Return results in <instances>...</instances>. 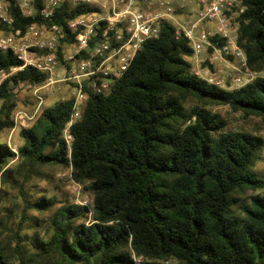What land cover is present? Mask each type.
I'll return each instance as SVG.
<instances>
[{
	"label": "trees",
	"instance_id": "16d2710c",
	"mask_svg": "<svg viewBox=\"0 0 264 264\" xmlns=\"http://www.w3.org/2000/svg\"><path fill=\"white\" fill-rule=\"evenodd\" d=\"M242 5L238 44L249 67L262 72L264 0ZM61 10L67 14L68 4ZM14 12L23 31L36 20ZM192 52L164 22L110 92H89L70 145L62 134L73 98L24 128L18 151L0 136V264H138L135 256L149 264H264V176L252 171L264 139L228 129L213 110L228 105L264 117V76L228 90L192 71L185 60ZM19 66L12 51L0 49V75ZM44 81L46 74L29 66L0 82V134L15 124L10 84ZM50 165L72 166L92 204L55 209V198L32 199L33 175ZM248 189L255 193L246 203ZM31 210L51 214L49 237L24 232L40 217Z\"/></svg>",
	"mask_w": 264,
	"mask_h": 264
},
{
	"label": "built area",
	"instance_id": "2783aa9c",
	"mask_svg": "<svg viewBox=\"0 0 264 264\" xmlns=\"http://www.w3.org/2000/svg\"><path fill=\"white\" fill-rule=\"evenodd\" d=\"M65 4L67 14L61 10ZM14 8L36 19L25 31L15 26ZM243 10L242 0H187L182 5L172 0H0V49L22 61L17 70L32 66L46 74L44 84L64 82L72 88L73 111L65 128L70 142L71 126L89 92H110L145 41L160 36L164 22L174 26L176 38L188 40L197 57L211 52V59H236L246 68L236 21ZM61 14L62 22H55ZM204 73L196 72L221 87ZM237 81L249 83L241 77Z\"/></svg>",
	"mask_w": 264,
	"mask_h": 264
},
{
	"label": "rangeland",
	"instance_id": "374dc122",
	"mask_svg": "<svg viewBox=\"0 0 264 264\" xmlns=\"http://www.w3.org/2000/svg\"><path fill=\"white\" fill-rule=\"evenodd\" d=\"M186 1L187 0H172L176 5L186 4ZM237 24H239L238 21ZM2 33L3 32L0 31V35H2ZM196 54L197 53L192 52L191 55L185 56V60L191 64L192 71L195 74L198 71L202 72V74H205L204 71L209 72V74L221 82L222 88L228 90H233L243 85L237 81L238 77H241L242 81L249 80V82H252L258 76H264V71L257 72L252 70L248 63L246 68H244L236 59L228 58L229 60L231 59L230 62L225 63L220 59H211V52L200 53L198 57ZM17 71L19 70L13 67L9 72H2L0 75V82L8 76L15 74ZM198 76L202 77L201 75ZM44 82L41 84H32L29 82L10 84L12 92L15 94L14 100L16 106L13 111L15 124L13 127H6L3 129L0 136L1 140L8 142L9 146L15 151H18L25 142V138L22 136V130L24 128H30L36 124L44 109L55 105L61 100L74 98L72 88L66 83L57 82L52 85H46ZM43 84L44 86L37 91V88L40 87L39 85ZM2 103L3 102L0 101V115ZM83 109L84 106L82 107L80 114L75 118V122L81 118ZM213 110L226 118L228 129L248 131L257 134L264 139V117H246L241 112H235L228 105L214 106ZM65 128L63 129L62 134L63 138H65ZM66 142L69 145L71 143V141L68 142L67 140ZM252 171L256 175L264 176V146L260 152L259 159L252 167ZM2 172L3 171H1V173ZM29 186L33 194L32 199L34 200L41 196L55 198L57 200L55 209L66 205V203H74L81 206H90L92 204V197L87 187L84 184L75 181L73 178L72 166L50 165L40 167L38 173L33 175ZM10 192L13 196H17V189H11ZM254 193L255 190L248 189L241 195V199L247 203L250 201V197ZM30 213L31 215L36 216V218L38 215L40 216L39 212L36 210H31ZM50 215L51 214L41 215L39 219L37 218V221H30V224H33V227L30 226L24 231L28 234L29 239H34L35 237L47 238L51 235L53 230L50 223ZM91 216L92 212L90 211L88 218H84V220L89 223ZM135 257L138 264H149L142 257ZM167 263L174 264L175 262L170 261Z\"/></svg>",
	"mask_w": 264,
	"mask_h": 264
},
{
	"label": "water",
	"instance_id": "95a60500",
	"mask_svg": "<svg viewBox=\"0 0 264 264\" xmlns=\"http://www.w3.org/2000/svg\"><path fill=\"white\" fill-rule=\"evenodd\" d=\"M2 259L0 258V261H1Z\"/></svg>",
	"mask_w": 264,
	"mask_h": 264
}]
</instances>
